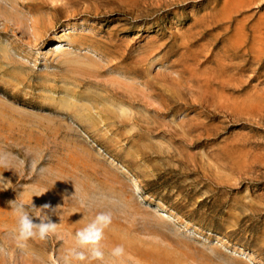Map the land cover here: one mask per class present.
I'll list each match as a JSON object with an SVG mask.
<instances>
[{"label": "rangeland", "instance_id": "1", "mask_svg": "<svg viewBox=\"0 0 264 264\" xmlns=\"http://www.w3.org/2000/svg\"><path fill=\"white\" fill-rule=\"evenodd\" d=\"M0 157V264H264V0H0Z\"/></svg>", "mask_w": 264, "mask_h": 264}, {"label": "clouds", "instance_id": "2", "mask_svg": "<svg viewBox=\"0 0 264 264\" xmlns=\"http://www.w3.org/2000/svg\"><path fill=\"white\" fill-rule=\"evenodd\" d=\"M5 163L6 160L0 157V164ZM10 205H15L13 211L18 217V242H25L37 236L39 239L44 240L50 233L56 231L57 224L52 222L49 213L54 212L57 208H52L50 204L36 207L32 199L30 210L23 203H17L16 200L10 202ZM30 213H35V217ZM111 221V213L102 212L86 227L76 232L75 239L79 249H86L87 252L79 249L70 250L63 258L64 264H70L71 260L80 262L90 260L103 261L104 252L100 242L104 238V230L111 224ZM20 246H24L23 243ZM4 252L5 249L0 248V253ZM124 254L123 246H116L111 252L114 258H121Z\"/></svg>", "mask_w": 264, "mask_h": 264}, {"label": "bare ground", "instance_id": "3", "mask_svg": "<svg viewBox=\"0 0 264 264\" xmlns=\"http://www.w3.org/2000/svg\"><path fill=\"white\" fill-rule=\"evenodd\" d=\"M58 46L56 47V49L58 48H61V43L57 44ZM110 163H114L115 164V161L114 160H110Z\"/></svg>", "mask_w": 264, "mask_h": 264}]
</instances>
